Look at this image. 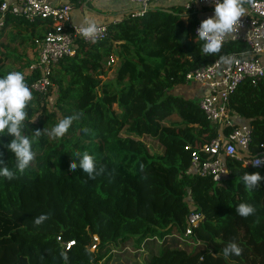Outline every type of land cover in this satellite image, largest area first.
I'll return each instance as SVG.
<instances>
[{"label":"trees","instance_id":"1","mask_svg":"<svg viewBox=\"0 0 264 264\" xmlns=\"http://www.w3.org/2000/svg\"><path fill=\"white\" fill-rule=\"evenodd\" d=\"M197 22L195 14L176 6L110 22L107 38L80 42L74 55L52 69L50 85L40 93L30 85L41 73L25 74L32 61L16 57L14 67L5 50L16 42L34 47L52 22L4 13L0 75L20 71L32 91L26 131L35 158L16 179L0 178V264H109L113 249L129 243L145 254L146 264H264V184L248 190L240 180L245 172L264 177V166L244 167L227 156L229 173L218 183L189 171L192 150L210 143L219 130L198 100L172 88L184 84L193 69L249 54L245 45L228 43L218 54L203 56L202 41L193 36ZM114 60V82L104 81ZM52 89L56 97L49 110ZM228 104L252 128L250 155L264 158V79L244 80ZM73 114L79 118L62 138L47 135ZM172 115L178 120L165 125ZM143 136L156 138L163 152L150 154ZM10 139L0 137V166L14 169L5 147ZM84 152L94 158L99 172L94 178L70 168ZM241 203L251 204L255 214L239 216ZM192 212L203 218L182 244L176 236L183 237ZM41 214L48 219L34 225ZM68 241L73 244L65 250ZM229 242L242 248L239 256H222Z\"/></svg>","mask_w":264,"mask_h":264},{"label":"built area","instance_id":"2","mask_svg":"<svg viewBox=\"0 0 264 264\" xmlns=\"http://www.w3.org/2000/svg\"><path fill=\"white\" fill-rule=\"evenodd\" d=\"M136 7L129 12L130 17L144 15L150 8L167 6L181 7L185 14H195L199 19L202 9H213V0H128ZM244 16L240 18V26L236 32L224 38L223 45L241 43L249 49L248 55L236 56L230 54L224 59L193 69L185 74V84L193 83L203 88L198 98V107L210 124L221 126V136L201 147L192 150L190 154L189 171L193 175L211 177L220 182L228 175L226 157H234L244 167H250L257 156H251L249 145L252 138V128L247 121L231 112L229 108L230 95L244 81L253 83L264 79V0H241ZM167 3H171L167 5ZM72 4L62 0H7L0 5V27L4 13L10 11L33 22L37 19L51 20V29L41 38L35 40L37 47L36 59L29 64L25 74L33 71L41 73L30 85L34 91L45 93L50 85L49 74L65 57L75 54L80 42L96 43L108 36V26L97 24L99 32L95 37H84L79 25L71 22ZM199 22L194 26L193 36ZM224 130L227 131L224 134ZM187 148H191L187 146ZM264 159L263 157H259ZM259 166L258 168L263 167ZM202 214L192 212L187 218V228L183 237L176 236L179 241L191 237L193 228L202 220ZM73 244H64L67 250ZM94 244L92 245V250Z\"/></svg>","mask_w":264,"mask_h":264},{"label":"clouds","instance_id":"3","mask_svg":"<svg viewBox=\"0 0 264 264\" xmlns=\"http://www.w3.org/2000/svg\"><path fill=\"white\" fill-rule=\"evenodd\" d=\"M212 7L213 15L200 22L195 36L202 41L200 52L205 57L218 54L221 51L224 38L237 31L240 26V18L244 16L241 0H213ZM79 29L84 37H95L99 32L97 23L88 16L82 18ZM32 99V91L26 84L22 72L10 71L0 75V137L11 138L5 147L12 154L14 160V169H10L7 165L0 166V178L8 181L16 179L17 173L23 174L35 158L33 140L30 139L26 131L27 125L32 122L26 124V109ZM78 118V114L64 117L47 132V135L52 138H62L68 132L73 121ZM83 131L86 132L87 129ZM33 133L39 136L40 130ZM261 165H264V159L258 156L252 166L259 167ZM70 168L73 172L77 168L81 169L89 178H94L99 174L94 158L87 152L79 153L77 159L71 160ZM240 180L248 190H253L258 185L264 184V177L259 172L251 174L245 172ZM255 211L256 209L247 203H241L236 207V212L241 217L254 215ZM47 219V214H41L35 217L32 223L39 226ZM241 252L242 248L235 242H229L221 250L224 258L239 256ZM64 258L66 261L67 257Z\"/></svg>","mask_w":264,"mask_h":264},{"label":"rangeland","instance_id":"4","mask_svg":"<svg viewBox=\"0 0 264 264\" xmlns=\"http://www.w3.org/2000/svg\"><path fill=\"white\" fill-rule=\"evenodd\" d=\"M171 3H167V5H170ZM132 7H136L135 4H130ZM169 7V6H167ZM201 15H199L200 21L209 18L213 15V9L207 8V9H202ZM34 51V48L29 47L28 45H20L19 43H9L7 49L5 50L6 54L8 55V63H11L12 66H16V60L18 59L16 57L22 58L25 60V57H29L30 53ZM115 59V58H114ZM31 61V60H30ZM6 63V61H4ZM115 69H116V64L114 60V65L112 64L111 70L106 74L104 77V81H111L114 82V77H115ZM193 83H190L189 86L191 87ZM186 87V85L184 86ZM188 88V87H187ZM48 89V88H47ZM46 89V91H47ZM182 87L176 86L172 88V93L174 94H179L180 96L184 98H190V95L195 97V91L192 90V88H189V91L192 92V94L189 95L187 92H183L181 90ZM194 92V93H193ZM55 90H51V95L48 98V109H52L53 101L55 100ZM177 116L172 115L170 116L166 121L165 125L169 124L170 122L177 121ZM147 147L148 152L152 155L156 154H161L163 152V146L158 142L156 138H152L150 136H143L140 139ZM190 200V197H187V201ZM180 242V241H179ZM182 243V242H180ZM182 244H188V243H182ZM131 244L129 243L128 245L125 244L122 246L121 251L117 249H113V252L111 253V259L109 261V264H146V256L145 254H139L136 252V250L132 251V247L130 246ZM123 251V252H122ZM148 252V251H146ZM143 253V252H140Z\"/></svg>","mask_w":264,"mask_h":264},{"label":"crops","instance_id":"5","mask_svg":"<svg viewBox=\"0 0 264 264\" xmlns=\"http://www.w3.org/2000/svg\"><path fill=\"white\" fill-rule=\"evenodd\" d=\"M130 4L131 3L128 2V0H89L86 3V6L84 4L81 6L72 5L71 22L74 24H80L82 18L85 16L92 18L97 24H101V23L107 24L110 22H117L121 20L123 17L128 16L129 12L132 11L134 7H132ZM160 8L166 9L167 7H160ZM31 48H34V51L30 53V56L28 58L27 57L26 58L33 61L34 59H36L37 56V47L35 45L34 47ZM185 85L186 87H184ZM178 86L182 87L181 90H183V92L189 93V95L192 94L191 92L192 90L195 91V93L194 92L193 93L195 94L194 99L196 100H198L200 94L203 92V88L197 85H192L190 87L189 84L184 83ZM189 88H192V90L189 91ZM190 97L193 98V96L191 95Z\"/></svg>","mask_w":264,"mask_h":264},{"label":"water","instance_id":"6","mask_svg":"<svg viewBox=\"0 0 264 264\" xmlns=\"http://www.w3.org/2000/svg\"><path fill=\"white\" fill-rule=\"evenodd\" d=\"M89 0H85V2H84V5L86 6V3L88 2ZM168 11V10H167ZM221 126L219 127V134L221 135V136H223V134H222V130H221Z\"/></svg>","mask_w":264,"mask_h":264}]
</instances>
